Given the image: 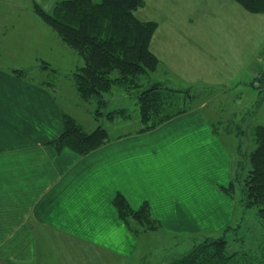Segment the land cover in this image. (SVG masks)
<instances>
[{
	"label": "crops",
	"instance_id": "0c3cea01",
	"mask_svg": "<svg viewBox=\"0 0 264 264\" xmlns=\"http://www.w3.org/2000/svg\"><path fill=\"white\" fill-rule=\"evenodd\" d=\"M13 1L0 4V264H127L142 253L137 235L144 238L145 231L138 225L133 228H140L139 234L129 229L114 199L121 194L134 209L147 203L160 229L192 231L198 225L183 228V221L194 209L199 219L208 213L198 200L186 198L190 187L183 191V184L189 179L196 187H211L221 204L214 213L230 218L226 228L239 225L243 209L227 192L234 175L233 155L215 129L209 130L199 109L151 131L126 130L117 136L108 132L111 141L87 155L57 151L52 142L65 130L58 84L64 77L69 88L63 92L78 96L68 77L81 59L33 12L32 2L43 7V0ZM166 24L181 31L175 22ZM170 30L164 38L173 43L178 34ZM155 35L150 49L160 60L163 39ZM178 45L183 52L185 44L180 40ZM166 52L157 79L167 74L181 80L184 64L173 65L171 48ZM41 60L48 66H41ZM5 63L21 67L22 76L6 69ZM106 98L103 110H129L126 93ZM176 159L183 163L178 169Z\"/></svg>",
	"mask_w": 264,
	"mask_h": 264
},
{
	"label": "rangeland",
	"instance_id": "374dc122",
	"mask_svg": "<svg viewBox=\"0 0 264 264\" xmlns=\"http://www.w3.org/2000/svg\"><path fill=\"white\" fill-rule=\"evenodd\" d=\"M60 1L63 0L57 2ZM11 2L14 1L0 0L4 7ZM43 2L45 3H42L41 8L46 13L53 14L56 8L55 0ZM134 15L141 20L155 21L158 24L156 35L163 39L158 47L160 60H163L164 54L168 55L166 51L170 47V53L173 55L169 59L173 60V65L179 67L184 64V76L181 80L173 75H164V80L160 81L174 90H191L192 95L196 96L192 102L193 109H199L204 114L210 125L209 130L210 127L215 129L223 145L233 155L235 161L233 177L236 179L233 195L238 209H244L246 214L239 229V225H231L234 229L224 233L230 218L216 216L214 213L221 204L214 200L216 195L213 194L211 187L203 184L196 187L193 179L186 180L183 191L190 187L186 192V198L198 200L200 209H207L205 219L203 217L199 219L194 209L193 217L183 221L186 222L183 228L198 225L195 230L176 233L172 229L166 231L165 227L162 229L159 227L155 231L145 232L144 238L137 235L140 237L137 240L142 247V253L131 261L127 260V264H169L174 260V256H183L196 243L222 235L228 242L230 254L240 252L247 254L250 259L255 258L257 262L262 260L263 225L256 216L258 207L246 210L243 189L244 180L250 169L248 156L257 147L256 129L259 126L264 127V14L251 13L235 0H145V5L134 11ZM166 22L177 23L182 26L181 31L168 29ZM169 30L178 34L173 43H168L164 38L168 36ZM178 39L185 44L183 52L179 45L177 47L180 43V40L177 43ZM198 44L203 47L195 53L196 48H201ZM65 61H68V57ZM12 66L5 63V68L12 71L21 68ZM157 74L158 70L145 77L150 80L154 76L155 79ZM114 75L117 76V73ZM169 77L177 82L170 83ZM58 85L62 88L59 101L65 115L78 123L85 132L102 126L111 136H117L120 131L124 133L123 131L140 130L142 127L136 97L129 99V110L124 114L111 116L109 120L107 118L109 113L124 109L117 106L104 107L99 115H91L89 112L99 109L97 101H93L91 107L80 95L75 97L70 91L63 92L65 88H69L64 77ZM208 157L210 158L209 152ZM181 164L183 163L176 159V169ZM184 169L188 171V167ZM175 192H180L178 183ZM134 225L135 223L132 226ZM141 231L138 228L135 233L139 234Z\"/></svg>",
	"mask_w": 264,
	"mask_h": 264
},
{
	"label": "trees",
	"instance_id": "16d2710c",
	"mask_svg": "<svg viewBox=\"0 0 264 264\" xmlns=\"http://www.w3.org/2000/svg\"><path fill=\"white\" fill-rule=\"evenodd\" d=\"M235 1L251 13L264 14V0ZM32 5L35 15L80 56V65L68 79H73L81 99L90 103L98 102L96 115L106 105V97L118 92L126 93L129 98L136 97L142 125L138 132L154 130L193 110L192 102L196 96L192 95L191 90H174L166 87L157 77L154 79L152 76L150 80L145 77L160 68V60L150 49L158 24L140 20L134 15V11L145 5V0H63L57 2L53 14L46 13L34 2ZM43 64L48 66L45 62L41 66ZM23 72L13 71L18 76H22ZM126 110L109 113L108 118L124 114ZM64 116L65 130L52 142L57 151L70 149L80 155H87L109 142V133L102 126L85 132L78 123ZM256 136L257 147L248 156L250 169L244 180L243 198L246 210L258 207L256 216L261 220L264 231L263 126L257 127ZM233 180L227 188L232 196L236 187V179ZM113 203L121 220L134 233L138 229L133 228V223L145 232L159 228L147 203L134 209L121 194ZM245 214L243 209L238 229ZM232 229L229 226L224 233ZM262 253L263 258L258 262L245 253L230 254L228 242L222 235L196 243L183 256L173 257L174 260L169 264H264V248Z\"/></svg>",
	"mask_w": 264,
	"mask_h": 264
}]
</instances>
